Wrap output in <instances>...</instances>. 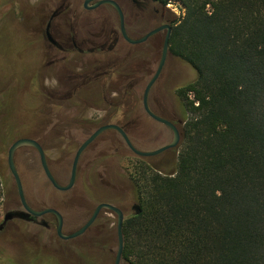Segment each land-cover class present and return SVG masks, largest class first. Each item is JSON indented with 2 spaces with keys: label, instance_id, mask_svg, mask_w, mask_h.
<instances>
[{
  "label": "trees",
  "instance_id": "1",
  "mask_svg": "<svg viewBox=\"0 0 264 264\" xmlns=\"http://www.w3.org/2000/svg\"><path fill=\"white\" fill-rule=\"evenodd\" d=\"M178 1L186 11L169 51L197 78L176 92L185 120L175 172L135 159L140 213L124 222L122 259L264 264V0ZM8 91L0 90V120ZM8 134L0 155L23 138Z\"/></svg>",
  "mask_w": 264,
  "mask_h": 264
},
{
  "label": "rangeland",
  "instance_id": "2",
  "mask_svg": "<svg viewBox=\"0 0 264 264\" xmlns=\"http://www.w3.org/2000/svg\"><path fill=\"white\" fill-rule=\"evenodd\" d=\"M13 2L16 4L14 15L23 24L10 22L0 33V90H9L4 99L8 107L0 120V135L9 130V136L34 137L45 149L51 172L62 185L69 183L75 155L86 140L78 132L93 133L98 127L110 123L132 124L128 127L130 140L140 151H155L172 142L171 131L158 123L150 122L146 119L142 104H134L136 99L142 98L144 90L131 91L114 85L107 92L108 99L105 101V92L95 87L73 92L72 100H69V91L60 88L56 91L33 89L31 80L35 77L40 53L28 44L27 17L30 8L45 6L50 0H0V21L10 13V3ZM166 4L170 5L173 18L179 20L185 16L186 10L181 1L169 0ZM8 21L6 19L5 23ZM174 59L176 72L168 82H176L178 88L193 83L197 78L196 72L184 61ZM46 78V87L56 86L51 76ZM162 82L159 81L152 90V102L156 103V109L167 108L168 105L174 107V103L177 105V91L171 87L167 93L162 88ZM178 109L181 107L178 106ZM181 114L185 117L182 110ZM4 124L21 130H5ZM183 126L180 127L182 134ZM52 131L62 133L63 136L48 137L47 132ZM141 131L145 132L141 134ZM135 134L141 135L138 138ZM9 148L10 146L0 155V224L5 207L16 197L14 179L2 167L7 168ZM177 158L178 149L173 155H161L145 161L164 174H172L176 170ZM135 159L136 156L123 139L112 134L102 136L82 155L77 183L67 193L57 192L50 185L42 170L38 153L22 149L17 153L16 164L30 203L39 208L57 209L64 217V232L69 234L79 230L100 203L121 205L129 213L126 205L131 199V177L135 176L140 167ZM142 190L145 199L146 189ZM22 230L31 232L34 242L62 243L61 240L54 241L50 235H41L30 226H23ZM71 242L76 244L60 250H44L35 256L29 253L19 254L23 250L19 246L22 242L18 241V245L7 255V264H115L118 251L117 216L110 212L102 214L88 233ZM131 242L133 243V239ZM121 264L128 263L122 259Z\"/></svg>",
  "mask_w": 264,
  "mask_h": 264
},
{
  "label": "flooded vegetation",
  "instance_id": "3",
  "mask_svg": "<svg viewBox=\"0 0 264 264\" xmlns=\"http://www.w3.org/2000/svg\"><path fill=\"white\" fill-rule=\"evenodd\" d=\"M101 1L103 0H50L45 6L29 9L30 11L27 17L28 26H26V32L29 35L28 44L38 49L40 53L39 65L36 69L35 77L31 80L33 89L40 88L41 90L56 91V89L60 88L61 90L69 91V100L73 99L71 98L73 92L80 91L84 88L90 90L95 87L101 92H105L104 100L107 101V92L113 89L114 85L118 86V88L120 86L121 89L125 90H144L145 93L147 85L161 65L167 35L170 30L172 35L173 27L175 26L174 22L177 19L173 18L170 5L165 4L162 0H112L120 7L123 18H121L120 13L111 5L103 4L95 7ZM10 5L12 6L10 13L2 17L3 20L0 21V33L7 28L10 22L23 24L22 20H17L16 15H14L16 13V4L13 2L10 3ZM6 19H9L7 23H5ZM174 58L175 57L169 51L160 76L149 93L148 107L155 116L174 125L179 131L182 140L183 134L180 127L184 125L185 119H183L184 117L181 114V109H178V106L181 104L177 95V105L174 103V107L168 105L167 108L159 107L156 109L154 106L156 103L154 104V101L152 102L151 99L152 90L161 80L163 81L162 88L167 93L171 87L174 88L175 91L181 88L176 87V82L172 84L168 82L171 76L176 72V66L173 62V60H175ZM146 75H152V77H150L151 79L147 78ZM46 76H51L52 80L56 82V86L46 87ZM144 93L142 98L135 100L134 104H142L146 119L150 122L158 123L147 114L144 108ZM97 111L99 110L97 109ZM158 124L167 128L173 135V131L170 127L162 123ZM108 125L120 127L130 138L131 134L128 131V127L132 124L120 125L118 123H110L98 127L93 133L87 131L78 133L84 136L86 138L85 141H87L95 132ZM142 132L144 133L145 131H141L140 133L143 134ZM47 133L48 137L54 136L57 138L63 136L62 133L54 131ZM108 134L123 139L118 131L106 130L85 149L84 153L98 138ZM135 135L138 138L140 137L139 134ZM33 138L34 137H23L21 139L34 140ZM178 147L168 150L161 155H173L176 153ZM23 149L38 153L40 158V154L35 148ZM43 151L45 152L44 148ZM17 153L15 155V164ZM47 164L51 171L48 159ZM7 170L8 176H12L8 167V159ZM42 170L44 172L43 168ZM52 175L57 184L61 187H66L70 183L69 180L67 185H62L53 173ZM20 179L23 186L25 203L31 211L39 213L46 210H54L59 213L64 220L63 215L57 209L48 207L39 208L32 205L26 195L21 176ZM47 180L57 192L67 193L74 189L78 180V172L74 186L71 190L66 192L56 189L48 178ZM14 182L16 197L5 207L3 221L0 224V264H7V255L18 245V241L22 242L19 243V246L21 247L20 250H23V253L19 254L28 255L29 253L35 256H38L44 250H60L62 247L76 244L71 241L77 240L88 233L96 225L100 216L107 212L102 211L92 227L83 236L77 239L64 241L58 234L57 216L55 214L36 216L29 212L23 205L15 179ZM99 205L95 206L89 220L92 218ZM126 206L129 213H127L126 209H123L121 205L115 206L123 212L125 220L129 216L137 214L135 209L139 208L137 202L132 198ZM85 224L82 227H84ZM23 226L33 227L38 230L41 235H50L54 241L61 240L62 243L55 244L53 242L42 244L34 242V237H31L32 233L23 231ZM77 231L66 234L63 225V235H70ZM56 246L59 248H54Z\"/></svg>",
  "mask_w": 264,
  "mask_h": 264
},
{
  "label": "water",
  "instance_id": "4",
  "mask_svg": "<svg viewBox=\"0 0 264 264\" xmlns=\"http://www.w3.org/2000/svg\"><path fill=\"white\" fill-rule=\"evenodd\" d=\"M90 1V0H89ZM103 4H107V5H111L113 6L121 15V10L120 7L117 5L116 2L112 1V0H103L100 3H98L95 7H98L100 5ZM123 22V19H122ZM177 23V20L174 22V24ZM170 30V29H169ZM123 33L125 34V32L123 31ZM170 36H171V30L169 31L168 35H167V39L165 42V47H164V52H163V58L161 61V65L158 69V71L156 72V74L154 75V77L152 78V80L149 82V84L147 85V88L145 90L144 93V108L147 112V114L154 119L155 121H157L158 123H162L165 124L166 126L170 127L173 131V139L172 142L160 149H157L155 151H151V152H143L138 150L131 142L130 138L128 137V135L118 126L116 125H108L105 126L101 129H99L97 132H95L87 141H85L82 146L78 149L73 165H72V171H71V179H70V183L68 184V186L66 187H61L57 184V182L55 181L51 171L49 170V166L47 164V159H46V155L45 152L43 151V148L41 147V145L36 142L35 140L32 139H19L16 142H14L9 151H8V167L10 170L11 175L13 176V178L16 181L18 190H19V194L21 196V200L23 202V205L26 207V209L33 213L36 216H42V215H46V214H55L58 218V234L60 236V238L64 241H69V240H73V239H77L81 236H83L94 224V222L96 221L97 217L99 216V214L102 211H107V212H112L117 216V237H118V251L116 254V258H115V264H121L122 263V256H123V249H124V236H123V225H124V215L123 212L121 210H119L117 207L111 205V204H107V203H103L100 204L95 213L93 214L92 218L85 224L84 227H82L80 230H78L76 233L70 234V235H63L62 230H63V225H64V220L62 218V216L57 213L54 210H46L43 212H33L31 211L28 206L25 203V197H24V191H23V186L21 183V179L20 176L18 174L17 168H16V164H15V155L17 153V151H19L20 149L23 148H35L39 154H40V158H41V164H42V168L44 169V172L47 176V178L50 180V182L53 184V186L60 190V191H69L72 189V187L75 184L76 178H77V172H78V165H79V161L80 158L82 156V154L84 153L85 149L104 131L106 130H116L120 133V135L122 136V138L124 139L125 143L127 144L128 148L130 149V151L133 153L134 156L141 158V159H148V158H153V157H157L161 154H163L164 152L171 150V149H175L176 147L179 146L180 142H181V135L179 133V131L177 130V128L172 125L171 123L155 116L148 107V97H149V93L152 89V87L154 86V84L156 83V81L158 80L160 73L162 71L163 65L165 63V59L166 56L169 52V40H170ZM137 211V214L140 213V209L136 208L135 209Z\"/></svg>",
  "mask_w": 264,
  "mask_h": 264
}]
</instances>
